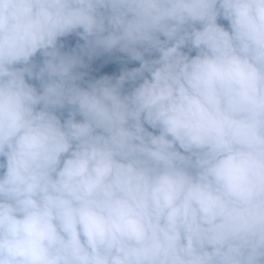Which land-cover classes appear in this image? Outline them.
Listing matches in <instances>:
<instances>
[{"label": "clouds", "instance_id": "1", "mask_svg": "<svg viewBox=\"0 0 264 264\" xmlns=\"http://www.w3.org/2000/svg\"><path fill=\"white\" fill-rule=\"evenodd\" d=\"M0 264H264V0H0Z\"/></svg>", "mask_w": 264, "mask_h": 264}]
</instances>
